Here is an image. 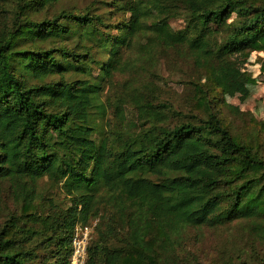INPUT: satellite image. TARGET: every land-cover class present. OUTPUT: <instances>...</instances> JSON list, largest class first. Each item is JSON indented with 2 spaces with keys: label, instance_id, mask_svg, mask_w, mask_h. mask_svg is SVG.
I'll list each match as a JSON object with an SVG mask.
<instances>
[{
  "label": "trees",
  "instance_id": "trees-1",
  "mask_svg": "<svg viewBox=\"0 0 264 264\" xmlns=\"http://www.w3.org/2000/svg\"><path fill=\"white\" fill-rule=\"evenodd\" d=\"M64 1L0 0V264H70L78 225L94 226L85 264H187L190 230L233 226L230 264H264V121L243 136L217 108L255 84L233 55L264 51V0ZM212 27L227 39L208 52ZM158 43L214 74L184 104L137 76L106 102L128 55Z\"/></svg>",
  "mask_w": 264,
  "mask_h": 264
},
{
  "label": "rangeland",
  "instance_id": "rangeland-1",
  "mask_svg": "<svg viewBox=\"0 0 264 264\" xmlns=\"http://www.w3.org/2000/svg\"><path fill=\"white\" fill-rule=\"evenodd\" d=\"M132 1L141 5L148 0ZM92 2L93 0H65L61 7L85 8ZM157 14V24L160 29L173 35L185 31V23L182 19H166L162 14L158 12ZM118 19L109 24L113 28L112 32H106L112 38L119 33ZM226 39L227 35L212 27L202 45L206 51L213 52L216 45ZM233 59L242 71L253 76L255 84L248 86V93H230L224 96V101L218 103L217 108L236 134L249 136L253 127L250 120L254 118L257 121H264V51H254L248 55L235 54ZM105 61L108 62V60ZM128 61L127 70L118 72L114 79L106 84L103 93V99L106 102L121 95L129 96L133 90L134 77L137 76L151 80L157 94L162 98L176 99L179 103L184 104L191 92L187 82L194 80L205 83L215 71V68L209 63H205L204 68L198 64L194 53L183 43L173 46L158 43L147 57L138 53L136 55L129 54ZM226 104L236 108L237 111L229 109ZM259 148L264 156V135ZM242 235L241 229L235 226L221 229L204 227L190 230L187 235L188 252L185 253V257L188 258L187 264L237 262L236 255H234L236 247L234 243L239 242Z\"/></svg>",
  "mask_w": 264,
  "mask_h": 264
},
{
  "label": "built area",
  "instance_id": "built-area-1",
  "mask_svg": "<svg viewBox=\"0 0 264 264\" xmlns=\"http://www.w3.org/2000/svg\"><path fill=\"white\" fill-rule=\"evenodd\" d=\"M93 225L84 227L78 225L72 242V256L70 264H85L87 259V245Z\"/></svg>",
  "mask_w": 264,
  "mask_h": 264
}]
</instances>
